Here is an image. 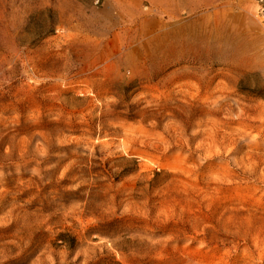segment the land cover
Listing matches in <instances>:
<instances>
[{
  "label": "rangeland",
  "instance_id": "obj_1",
  "mask_svg": "<svg viewBox=\"0 0 264 264\" xmlns=\"http://www.w3.org/2000/svg\"><path fill=\"white\" fill-rule=\"evenodd\" d=\"M0 264H264L254 0H0Z\"/></svg>",
  "mask_w": 264,
  "mask_h": 264
},
{
  "label": "built area",
  "instance_id": "obj_2",
  "mask_svg": "<svg viewBox=\"0 0 264 264\" xmlns=\"http://www.w3.org/2000/svg\"><path fill=\"white\" fill-rule=\"evenodd\" d=\"M257 5V14L264 21V0H254Z\"/></svg>",
  "mask_w": 264,
  "mask_h": 264
}]
</instances>
